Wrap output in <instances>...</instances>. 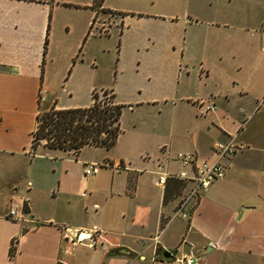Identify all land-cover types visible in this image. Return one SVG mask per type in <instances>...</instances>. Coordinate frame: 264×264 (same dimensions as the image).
<instances>
[{"label": "crops", "instance_id": "crops-1", "mask_svg": "<svg viewBox=\"0 0 264 264\" xmlns=\"http://www.w3.org/2000/svg\"><path fill=\"white\" fill-rule=\"evenodd\" d=\"M100 1L78 5L92 10L89 27L74 50L58 55L64 64L58 89L70 96L76 69L83 63L77 55L81 41L94 33L108 35L111 13L121 20L129 17L106 10V17L98 20L105 11V0ZM224 4L223 24L209 22L205 27L197 14H192L195 21L185 19L196 27H185L180 48L185 72L178 82L199 90L197 95L172 99L152 93L135 104H120L111 90L115 103L131 113L147 106L157 118L168 106L186 107L192 113L180 129L172 121L139 122L131 130L147 132L142 143L136 137L122 144L121 128L113 148L85 147L76 156L31 150L39 113L53 107L86 108L93 93H99L91 88V102L72 107L61 104L56 93L51 24L56 9L66 4L0 0V264H174V257L182 255L195 256L197 264H264V0ZM178 44L172 42L173 56L179 55ZM41 89L47 91L44 102L39 101ZM200 101L216 104L217 111L203 114ZM230 137L241 149L227 162L225 179L192 200L186 209L189 219L171 227L182 218L174 219L155 245L154 238L191 189L190 183L172 177L188 172L176 155L193 153L213 160V146ZM87 148L102 155L86 157ZM73 158L76 171L69 166ZM85 164L100 169L86 177ZM161 173L169 175L163 186L158 183ZM79 235L94 239L79 242ZM167 250L174 256L165 259Z\"/></svg>", "mask_w": 264, "mask_h": 264}, {"label": "rangeland", "instance_id": "rangeland-1", "mask_svg": "<svg viewBox=\"0 0 264 264\" xmlns=\"http://www.w3.org/2000/svg\"><path fill=\"white\" fill-rule=\"evenodd\" d=\"M56 2L68 6L60 7L54 13L50 33L54 63L50 68L56 93L59 92L60 103L71 107L83 106L91 102V88L99 92L97 93L99 100L110 99L113 90L117 95L116 101L120 104L127 101L135 104V101L142 96L152 93H157L158 96L169 95L172 99L179 98L185 93L197 92L194 94L197 95L199 90L195 91L194 88L178 82L179 75L185 72V65L180 58L185 27H196L187 24L185 19L190 17L194 20L195 16L192 14H197L199 16L197 19L206 24L205 27H210L209 22L224 23L223 18L221 19L224 14L222 9L225 5L224 0H216V3L214 0H105L103 5L105 11L99 12L98 20L106 17L104 13L106 10L129 14V17L121 20V15L111 13L108 35L100 37L94 33L95 37L89 38L86 42L84 39L81 41L77 55L79 62L83 61V63H80L76 69L72 80V96H70L69 93H62L58 89V76L62 75L61 69L64 67L58 55L64 51L74 50L80 42L82 31L89 27L92 10H86L85 7L78 8V5L87 4L91 0H56ZM172 42L179 43L176 47L179 55L173 56ZM196 56L193 54L192 58ZM180 68L181 73H179ZM186 109L184 106H168L157 118L149 115L147 106L134 113L127 109L122 110L121 128L125 135L121 143L136 137H139L142 143L143 139L148 137L147 132L143 133V130H139V134H134L131 130L132 124L139 122L151 121L160 125L172 121L175 127L180 129V123L188 119L192 113ZM175 131L177 136H180V130ZM215 134L216 132H212L211 137L214 142H218ZM254 134L257 135L258 132L255 130ZM43 145L44 141L38 146V150L50 151ZM84 155L99 159L102 153L87 148L84 150ZM69 166L76 171L74 158ZM181 221L187 220L176 219L170 226L175 227Z\"/></svg>", "mask_w": 264, "mask_h": 264}, {"label": "trees", "instance_id": "trees-1", "mask_svg": "<svg viewBox=\"0 0 264 264\" xmlns=\"http://www.w3.org/2000/svg\"><path fill=\"white\" fill-rule=\"evenodd\" d=\"M92 98L93 103L86 108L57 110L53 107L39 113L31 150L36 151L42 141L49 150L69 152L76 156L85 147L113 148L121 134L123 106L115 103L114 95L110 99L99 100L94 92ZM178 188H183L180 181ZM23 210L29 213L25 203Z\"/></svg>", "mask_w": 264, "mask_h": 264}, {"label": "built area", "instance_id": "built-area-1", "mask_svg": "<svg viewBox=\"0 0 264 264\" xmlns=\"http://www.w3.org/2000/svg\"><path fill=\"white\" fill-rule=\"evenodd\" d=\"M264 31V26H263ZM47 91L41 89L39 101L44 102ZM200 108L203 114H208L217 111L216 104L209 101H200ZM240 146L235 143V137H230L227 141L216 143L213 146V152L215 158L213 160L200 159L193 153H178L176 159L181 163L184 168L188 169V172H182L173 178L184 180L191 184V189L187 196L184 197L177 205L173 218L171 221L165 224L154 238V244L159 243L161 233L165 228L176 218H182L184 220L189 219V213L186 209L192 200L199 198L201 195L206 194L209 188L219 181H222L226 177L227 162L231 161L235 155L239 152ZM100 169L97 164H85L83 166V174L86 177H94ZM169 175L161 173L159 176V185H165ZM12 218H16L14 211L10 213ZM92 235L83 236L79 235L77 241L93 240ZM174 264H197V258L193 255H182L174 257Z\"/></svg>", "mask_w": 264, "mask_h": 264}, {"label": "water", "instance_id": "water-1", "mask_svg": "<svg viewBox=\"0 0 264 264\" xmlns=\"http://www.w3.org/2000/svg\"><path fill=\"white\" fill-rule=\"evenodd\" d=\"M116 252L119 254H125V255L128 254V252L124 249H118ZM173 256H174V251H172V250H167L164 254L165 259H169Z\"/></svg>", "mask_w": 264, "mask_h": 264}]
</instances>
